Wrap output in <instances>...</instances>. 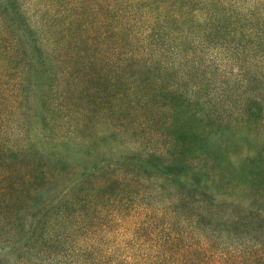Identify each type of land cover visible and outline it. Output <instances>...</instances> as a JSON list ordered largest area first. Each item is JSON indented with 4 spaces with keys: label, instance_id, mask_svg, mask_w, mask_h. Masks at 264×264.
<instances>
[{
    "label": "trees",
    "instance_id": "16d2710c",
    "mask_svg": "<svg viewBox=\"0 0 264 264\" xmlns=\"http://www.w3.org/2000/svg\"><path fill=\"white\" fill-rule=\"evenodd\" d=\"M243 59L264 0H0V264H264L222 199Z\"/></svg>",
    "mask_w": 264,
    "mask_h": 264
},
{
    "label": "rangeland",
    "instance_id": "374dc122",
    "mask_svg": "<svg viewBox=\"0 0 264 264\" xmlns=\"http://www.w3.org/2000/svg\"><path fill=\"white\" fill-rule=\"evenodd\" d=\"M256 57V56H252ZM220 118L221 187L227 214H238L244 249L264 245V61L226 60ZM253 74L258 75L252 78ZM252 78V79H251Z\"/></svg>",
    "mask_w": 264,
    "mask_h": 264
}]
</instances>
